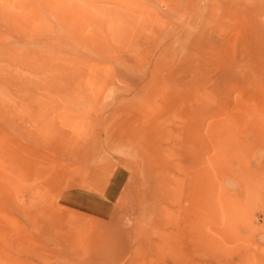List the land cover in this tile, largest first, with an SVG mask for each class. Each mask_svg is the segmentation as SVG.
<instances>
[{
  "label": "rangeland",
  "instance_id": "374dc122",
  "mask_svg": "<svg viewBox=\"0 0 264 264\" xmlns=\"http://www.w3.org/2000/svg\"><path fill=\"white\" fill-rule=\"evenodd\" d=\"M0 264H264V0H0Z\"/></svg>",
  "mask_w": 264,
  "mask_h": 264
}]
</instances>
